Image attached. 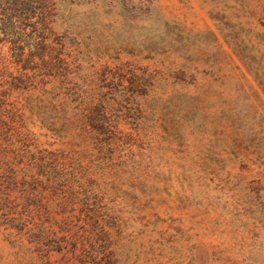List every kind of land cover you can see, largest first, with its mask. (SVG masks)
<instances>
[{"label":"rangeland","instance_id":"1","mask_svg":"<svg viewBox=\"0 0 264 264\" xmlns=\"http://www.w3.org/2000/svg\"><path fill=\"white\" fill-rule=\"evenodd\" d=\"M127 1L77 28L86 68L116 59L147 84L142 134L105 177L114 264H264V0ZM28 262L0 229V264Z\"/></svg>","mask_w":264,"mask_h":264},{"label":"trees","instance_id":"2","mask_svg":"<svg viewBox=\"0 0 264 264\" xmlns=\"http://www.w3.org/2000/svg\"><path fill=\"white\" fill-rule=\"evenodd\" d=\"M130 6L0 0V229L17 260L34 262L25 264H114L105 177L142 134L147 84L134 71L123 76L116 59L97 55L86 68L78 29ZM207 12L216 26L229 19Z\"/></svg>","mask_w":264,"mask_h":264}]
</instances>
